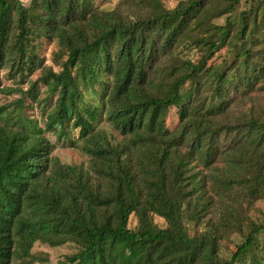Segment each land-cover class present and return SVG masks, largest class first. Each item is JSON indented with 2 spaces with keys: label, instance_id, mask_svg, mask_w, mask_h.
I'll list each match as a JSON object with an SVG mask.
<instances>
[{
  "label": "trees",
  "instance_id": "1",
  "mask_svg": "<svg viewBox=\"0 0 264 264\" xmlns=\"http://www.w3.org/2000/svg\"><path fill=\"white\" fill-rule=\"evenodd\" d=\"M138 2L101 9L92 0H0V69L24 77L36 64L31 39L41 35L57 40L60 66L40 79L56 94L44 128L26 116L23 95L0 105V264H35L37 241L77 243L65 264H264V218L243 213L241 202L264 199V119L232 118L234 106L264 87V0H181L173 8L149 0L145 14L131 17ZM222 46L234 59L209 63ZM180 47L201 55L193 60ZM87 92L104 98L123 141L95 129ZM172 106L175 130L166 125ZM68 127L80 128L86 169L51 156L46 132L60 140ZM190 208L216 220L192 236ZM221 223L243 234L229 258L219 254Z\"/></svg>",
  "mask_w": 264,
  "mask_h": 264
},
{
  "label": "rangeland",
  "instance_id": "2",
  "mask_svg": "<svg viewBox=\"0 0 264 264\" xmlns=\"http://www.w3.org/2000/svg\"><path fill=\"white\" fill-rule=\"evenodd\" d=\"M26 7L30 6V0H20ZM127 0H92L95 6L101 9L115 8L120 4L125 3ZM181 0H162L164 5L168 8L175 7ZM149 0H146V5L139 0L138 4L133 9L126 12L133 15L145 14L148 11L147 4ZM246 3H242V7H245ZM211 12L207 9V13L203 15V23L209 25V19ZM216 23L222 24L225 22V17H220L214 20ZM58 42L56 39L48 38L44 35L32 37L30 42V49L32 55L36 56V64H34L31 71H26L25 76H20L19 73H15L9 67H2L0 69V105L13 103L17 98L24 96L25 105L24 112L30 119H34L35 122L44 128L45 125V107L50 109L56 98V94H49L47 86L40 81L41 77L46 75L48 70L52 68L54 71H59L60 66L57 60ZM177 53L189 57L193 60H198L201 53L196 48L180 47L176 50ZM230 61L234 59V53L228 52L226 46H222L217 50L214 56L209 60V63L223 64L224 60ZM35 83V85H33ZM264 85V83H263ZM190 84H188V87ZM99 87V86H98ZM10 89H17L12 90ZM20 89V90H18ZM34 89L37 93V100L35 103L32 96L25 91ZM100 87V93H101ZM85 102L88 103L90 108H96L98 117L95 124V129L104 131L108 138L113 142L123 141V136L114 127V125L107 120L106 111L103 107L104 98L101 95L87 92L84 96ZM14 105H11L9 109H13ZM179 107L172 106L166 117V125L175 130L180 124ZM255 115L264 119V87L256 89L253 94L249 95L240 106H234L233 117H249ZM5 123L4 121H0ZM29 123V122H28ZM28 123H25L28 125ZM46 136L54 143V149L51 156L56 157L63 164L76 165L78 167L88 168L90 162L89 157L82 151L80 145L82 139L80 136V128L68 127V135L57 140L56 135L52 132H46ZM202 165H198L201 168ZM242 210L246 215L253 217L256 220H263L264 218V199H241ZM193 208L187 209L184 215V225L190 235H196L201 233L206 228L207 224L214 222L216 218L212 215H206V217H199V214H195ZM151 218L155 224L159 227H166L167 221L164 217L157 213H152ZM219 224L220 222H216ZM138 225V215L134 212L129 219V227L135 229ZM219 234L221 238L219 240V254L222 257L229 258L232 251L236 250V247L243 240V234L234 226H226L220 224ZM246 227V225H245ZM244 227V228H245ZM249 229L246 227L245 232ZM78 251V244L73 241H67L60 245H50L49 243H43L37 241L32 252L37 257L35 264H65V258L67 255H71Z\"/></svg>",
  "mask_w": 264,
  "mask_h": 264
}]
</instances>
